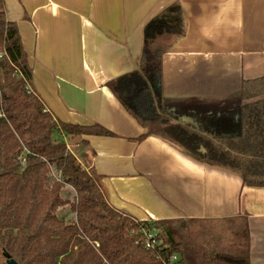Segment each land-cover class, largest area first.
Returning a JSON list of instances; mask_svg holds the SVG:
<instances>
[{
    "label": "crops",
    "instance_id": "0c3cea01",
    "mask_svg": "<svg viewBox=\"0 0 264 264\" xmlns=\"http://www.w3.org/2000/svg\"><path fill=\"white\" fill-rule=\"evenodd\" d=\"M4 1L33 68L32 87L47 109L58 120L99 123L115 133L68 144L102 176L110 204L139 220L226 221L230 249L241 245L247 230L251 264H264V186H247L238 171L198 159L160 136L139 140L147 129L108 85L138 67L144 25L179 2L186 30L163 55L164 99L179 104V119L203 131L235 132L242 81L264 75V0ZM189 100L210 107L190 108Z\"/></svg>",
    "mask_w": 264,
    "mask_h": 264
},
{
    "label": "trees",
    "instance_id": "16d2710c",
    "mask_svg": "<svg viewBox=\"0 0 264 264\" xmlns=\"http://www.w3.org/2000/svg\"><path fill=\"white\" fill-rule=\"evenodd\" d=\"M4 7L0 0V264H7L5 253L18 264H164L173 255L179 264H251L247 230L240 246L213 249V243L195 242L188 220H139L110 204L102 176L86 168L68 144L84 135L115 133L99 123L53 116L32 87L33 68ZM185 30L183 8L173 2L144 25L138 67L108 85L147 129L139 140L160 136L198 159L238 171L245 185L262 187L264 75L242 81L235 132L210 134L179 119V104L164 99L162 60ZM186 105L210 107L197 100ZM65 206L73 219L58 214ZM148 224L157 229L155 248L147 247L143 234Z\"/></svg>",
    "mask_w": 264,
    "mask_h": 264
},
{
    "label": "rangeland",
    "instance_id": "374dc122",
    "mask_svg": "<svg viewBox=\"0 0 264 264\" xmlns=\"http://www.w3.org/2000/svg\"><path fill=\"white\" fill-rule=\"evenodd\" d=\"M71 143V142H70ZM76 156V152L74 153ZM78 160L82 161V155L77 156ZM90 169V168H88ZM70 187L65 189V193L67 190H69ZM58 214L62 217H65L67 220H71L75 217V213L71 211L67 206L60 208L58 210ZM207 227H214V232L208 233L207 235L205 234V230ZM188 232H190V235L193 237L195 242L199 244L205 245L207 238L208 239H215L214 242L211 241L210 243H213L215 246L213 249H218V247L223 248V249H229L231 248L233 241H232V234L231 232V225L230 223L226 221H221V222H210L207 224L204 223H196L194 222L193 224H189L187 228ZM221 238V239H220ZM220 239V241H219ZM205 242V243H204ZM220 243H225V245L220 244ZM2 249L0 247V259L4 260V257L2 255Z\"/></svg>",
    "mask_w": 264,
    "mask_h": 264
},
{
    "label": "built area",
    "instance_id": "2783aa9c",
    "mask_svg": "<svg viewBox=\"0 0 264 264\" xmlns=\"http://www.w3.org/2000/svg\"><path fill=\"white\" fill-rule=\"evenodd\" d=\"M68 148L70 149V146H68ZM143 234L146 240L147 247L155 248V237L157 235V229L151 224H148L146 227H144ZM96 245L99 246V243H96ZM178 261V255H173L167 259H164V264H179Z\"/></svg>",
    "mask_w": 264,
    "mask_h": 264
},
{
    "label": "water",
    "instance_id": "95a60500",
    "mask_svg": "<svg viewBox=\"0 0 264 264\" xmlns=\"http://www.w3.org/2000/svg\"><path fill=\"white\" fill-rule=\"evenodd\" d=\"M201 151L205 152L206 149L204 147H202ZM4 256L6 258L7 264H18L13 258H11V256L9 254L5 253Z\"/></svg>",
    "mask_w": 264,
    "mask_h": 264
}]
</instances>
